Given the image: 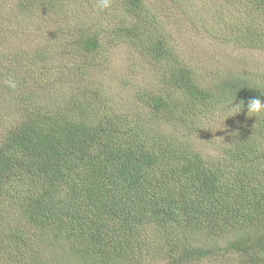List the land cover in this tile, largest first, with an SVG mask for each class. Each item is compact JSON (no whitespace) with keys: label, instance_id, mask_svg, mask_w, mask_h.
Returning a JSON list of instances; mask_svg holds the SVG:
<instances>
[{"label":"trees","instance_id":"1","mask_svg":"<svg viewBox=\"0 0 264 264\" xmlns=\"http://www.w3.org/2000/svg\"><path fill=\"white\" fill-rule=\"evenodd\" d=\"M177 1L195 9L199 0ZM243 1L245 11L209 38L264 50V0ZM76 2L73 12L80 6L90 12L91 2ZM71 3L15 2L19 23L21 13L34 10L59 22L51 36L40 29L36 35L68 54L67 75L83 88L79 95L63 103L49 99L57 77L38 64L43 51L15 60L0 55L2 105L11 117L18 114L0 141V264H53L47 246L59 250L58 260L75 256L76 264H264V113L247 114L250 99L264 101L263 64L221 69L202 80L175 52L178 42L165 26L152 24L146 0H116L100 10L113 25L111 39L128 38L157 71V89L134 94L138 114L116 111L105 94L98 103L103 93L93 90L107 61L104 55L96 63L106 32L96 23L88 30L76 25L66 13ZM209 21L198 18L196 30ZM84 54L91 64L78 59ZM14 77L20 89L8 86ZM90 94L92 102L85 99ZM228 101L244 107L232 115L231 104L220 107ZM217 111L229 116L228 135L209 158L193 151L181 130L198 131ZM238 116L247 122L232 119ZM226 233L232 238L218 244ZM66 258L60 262L68 264Z\"/></svg>","mask_w":264,"mask_h":264},{"label":"rangeland","instance_id":"2","mask_svg":"<svg viewBox=\"0 0 264 264\" xmlns=\"http://www.w3.org/2000/svg\"><path fill=\"white\" fill-rule=\"evenodd\" d=\"M17 0H0V36L4 35V44H0V55L4 57L12 58L15 60L21 54L25 52L35 51L38 53L39 50L44 52L42 59L37 56L36 60L39 65L47 64L50 67V74L56 76L57 78L51 79V85L47 91L50 96L49 99L53 98L63 103L68 96L79 95L83 91L76 81H73L74 75L71 77L67 75L68 66V54H58L52 49L55 48L57 44H42L40 38L37 37V30L40 29V33L45 36H51L53 30L58 28V21L52 19L45 11L34 10V13L29 11L27 13H21L20 17H25L17 20V10L18 6L15 4ZM72 3L69 4V8L66 13L72 17H69L74 21H79L76 25L82 22V27L84 29L93 28V24L96 23L97 27L106 32L105 35H101L102 47L99 52L98 57H96V63L102 56H107V61L104 62V67L102 68L101 74L96 70V74H99V85L97 88H93L94 91L103 93L98 98V103H101L104 99V94L111 99L112 105L118 110H128L131 115L138 114V106L135 101L134 94L138 89L155 90L157 89V71L156 67L149 65L145 62L146 56H150L146 52L136 49L132 46L133 44H127L128 38L118 37L116 40L111 39V27L112 24L109 23L107 19L100 14V8L98 7V0H87L91 2L92 7L90 12L84 10V7H78V13L73 12L75 5H73L78 0H71ZM116 0H111L112 5ZM150 4V15L149 19L153 25H164L166 30L170 32L172 37L177 44L175 52L180 56L187 58V63L189 61V66L196 70L198 78L202 80L207 78H212L214 71H220L226 68H245L246 64L250 67L254 66V63H261L264 66V50L256 48H243L242 46H237V44H213L210 40V31L219 30L223 33L226 28L225 19H228L230 15L239 14L241 9L242 13L245 11L246 3L242 1L235 0H199L193 3L196 5L195 9L189 6L185 8L176 0H146ZM78 2H76L77 4ZM199 8V9H197ZM95 9V10H94ZM112 7L110 8V10ZM198 11V12H197ZM117 12V10H116ZM33 13V15H32ZM209 15V16H207ZM33 17V19H28ZM99 17H102L99 18ZM198 18L210 19L205 30H196V24ZM212 18V19H211ZM229 21V19H228ZM107 23V25H106ZM202 24V22L199 21ZM203 28L202 26L199 27ZM88 30V29H87ZM26 32V33H25ZM24 33L21 38V34ZM220 33V32H219ZM53 51V55L47 59L49 52ZM39 54V53H38ZM41 55V54H39ZM76 56H74L75 59ZM46 59V60H45ZM80 61L86 59V62L91 64V59L85 54L79 55ZM64 60V61H63ZM82 63V64H84ZM59 67H56V65ZM81 64V65H82ZM71 66V65H69ZM206 70H211V76L206 72ZM68 78L73 82L71 83ZM16 88L20 89L18 86V77H14ZM86 79H83L80 83L84 84ZM96 81V79H95ZM18 91H15V94ZM90 97L94 95L90 94L86 96L85 99L91 101ZM5 101L4 93L0 94V141L3 139L6 129L13 123L16 124L17 115L10 116L6 112V107L2 105ZM92 102V101H91ZM10 109L14 108L9 104ZM98 105H95V107ZM94 107V106H92ZM90 112L91 117L94 118L93 109ZM105 110H108L104 107ZM15 111V110H14ZM22 113H24L22 111ZM141 114L143 112L141 111ZM264 115L262 116V118ZM234 121H246L247 117L238 116V118H232ZM154 128H158L161 124L159 122L153 121ZM227 121L224 116L220 114L219 111L215 113L212 118H208L203 121V126H199L198 131H187L181 130L182 133L190 138L191 146L193 151L200 152L203 156L209 158H216L220 151L216 145L220 142H225L224 138L228 135ZM162 129V127H161ZM167 129V128H165ZM202 130V132H201ZM191 132V133H189ZM215 148V149H214ZM16 174V173H14ZM14 174L12 181H15ZM229 234H224L217 239L218 244L223 243L227 239L232 237H227ZM231 235V234H230ZM232 236V235H231ZM66 246V243L63 244ZM64 246L60 245V249ZM47 246V253L51 258L53 264H64L60 262L61 258H66V254L59 255V260L57 259L56 252L59 250ZM56 257V258H55ZM218 259L220 257H217ZM66 263L76 264L78 259L75 256H70L66 258ZM160 261H164L159 259ZM222 261H216V264H220ZM204 264V263H203ZM225 264V262L223 263ZM229 264V262H227Z\"/></svg>","mask_w":264,"mask_h":264},{"label":"clouds","instance_id":"3","mask_svg":"<svg viewBox=\"0 0 264 264\" xmlns=\"http://www.w3.org/2000/svg\"><path fill=\"white\" fill-rule=\"evenodd\" d=\"M111 0H98V7L100 10L107 9L110 7ZM7 84L11 88L16 87V83L14 80L7 81ZM228 104H231L233 106V101H228L225 104H222L220 107H226ZM244 107V102L242 105L236 104L230 109V112L233 114L238 113L242 110ZM264 113V101H262L260 98H252L247 103V114L249 116L255 115L258 116L259 114ZM229 117V116H227ZM225 117V119L227 118Z\"/></svg>","mask_w":264,"mask_h":264}]
</instances>
